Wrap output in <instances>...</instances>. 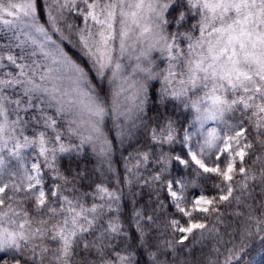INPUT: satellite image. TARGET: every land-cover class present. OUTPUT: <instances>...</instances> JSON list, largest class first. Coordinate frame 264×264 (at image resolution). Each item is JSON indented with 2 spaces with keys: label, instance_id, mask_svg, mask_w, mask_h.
<instances>
[{
  "label": "snow or ice",
  "instance_id": "obj_1",
  "mask_svg": "<svg viewBox=\"0 0 264 264\" xmlns=\"http://www.w3.org/2000/svg\"><path fill=\"white\" fill-rule=\"evenodd\" d=\"M45 10L42 22L38 0H0V264H133L117 244L127 237L120 190L93 183L85 191L86 175L60 161L90 145L112 171L106 117L123 138L120 117L139 118L154 79L163 81L161 99L179 101L198 124L195 134L184 131V155L163 151L176 141L175 121L151 132L161 151L143 184L158 185L161 209V189L175 209L167 227L179 239L166 246L174 252L193 233L203 237L204 218L219 221L220 206L234 202L247 223L222 264H236L247 255L244 240L264 232V0H51ZM65 12L81 23H68ZM154 52L166 64L159 71ZM138 156L128 172L148 163V152ZM173 161L187 173L171 175ZM135 215L139 228L144 214ZM152 260L167 264L156 253Z\"/></svg>",
  "mask_w": 264,
  "mask_h": 264
},
{
  "label": "trees",
  "instance_id": "obj_2",
  "mask_svg": "<svg viewBox=\"0 0 264 264\" xmlns=\"http://www.w3.org/2000/svg\"><path fill=\"white\" fill-rule=\"evenodd\" d=\"M48 3H51V0H38L42 22L47 19L45 4ZM65 17L68 23H81L75 13L65 12ZM195 22L196 19L194 18L187 21L189 25ZM61 27H63V24ZM56 38H59L58 34H56ZM70 38L74 40V36ZM0 42H4L2 37H0ZM64 45L66 50H69L74 57L79 58L81 61H86V58L82 56L78 47L74 48L67 41H64ZM93 80L103 92H110V85L106 79L100 81L93 73ZM159 88V82L149 84L146 108L139 115V118H134L133 130L131 129L130 134L128 133L129 135L123 141L114 136L113 127H111L110 123L109 125L106 123L108 128L111 129L109 136L111 137L110 140L113 141L111 155L112 171H108L107 163L104 159L96 155L91 149H85L80 155L64 154L60 162L64 169L71 167L76 171H82L86 175V179L79 181V184L84 185L83 190L85 191L90 190L88 185L93 183H105L110 188H118L120 190L119 216L123 224V231L127 234V237L125 239L122 233L121 236L117 237V244L120 245V248L133 254V264H153L152 253H156L158 259L166 261L167 264H209V261H213L214 259L211 244L209 242H201L193 245L192 236L183 245H175L174 252L171 248L165 249L162 246L160 247L159 242L163 238L166 239L172 233V230L167 227L170 217L166 213L174 212L175 209L170 206L168 197L162 189L159 191V199L167 207L163 209L159 207L156 194L158 185H140L130 188L125 183L123 171L125 158L132 153L158 151L160 146L152 140V129L164 125L169 119L179 123L181 114L184 112L183 106L179 103L172 100L160 99ZM172 145L176 151L181 149L176 142ZM173 165L175 166V163ZM177 173L183 176L187 173V170L177 168ZM117 180L120 181L119 184L116 183ZM201 185L209 193L214 189L210 183L204 184L201 182ZM137 211H141L144 214V219H141L145 223L144 230L139 231L136 226L135 220L137 217L135 213ZM246 215L245 210V216H236V224L244 225L247 223ZM147 216L153 217L151 223L147 222ZM174 235L175 240L179 239V234ZM255 250H257L256 246L249 248V256ZM161 252L165 254L161 255ZM241 263L238 262L236 264Z\"/></svg>",
  "mask_w": 264,
  "mask_h": 264
},
{
  "label": "rangeland",
  "instance_id": "obj_3",
  "mask_svg": "<svg viewBox=\"0 0 264 264\" xmlns=\"http://www.w3.org/2000/svg\"><path fill=\"white\" fill-rule=\"evenodd\" d=\"M65 34L67 35V33H65ZM153 58H154L156 65H157V67L154 69L155 71H159L166 66V64L163 62L162 58L160 57L159 53L154 52ZM126 63H128V62H126ZM159 64H161V65H159ZM137 78H139V77H137ZM152 82H159L160 83V88H159V93H160V90L163 86V81L159 80V79L150 80V81H148V86ZM110 91H111V86H110ZM160 99H161V95H160ZM163 100H172V99L171 98H165ZM172 101H175V102L180 104L179 101H176V100H172ZM145 108H146V104L144 106V110H145ZM183 110H184V112L181 114L179 123L175 122V126L177 128V138H176L175 142H176V144H179V147H181V149L176 151L174 149L173 145H168V144H165L162 146L163 151L170 153L171 155H184V153H186L187 145L183 141L184 131L187 130L188 132L195 134L196 129L198 127V124H193L194 112L190 109H185L184 107H183ZM114 119H115V117L110 114L108 117H106V123H108V125L110 123L111 127H113L112 130L114 132L113 133L114 136H116L120 141H123L126 138V136H128L130 134L131 129L133 130L132 125L135 123V121H134V119L132 121H128V120H125L123 117H120L119 123L124 128V135H123V138H121V136L118 134V131H117L115 124L113 123ZM211 126H212L211 122L208 125H206V127H211ZM28 134L31 135L32 133L29 132ZM197 138L198 137L196 135L193 136V140H192L193 150H195V141ZM109 139H111L110 136H109ZM65 142L68 143L67 140ZM71 143H73V144L78 143V140L73 138L71 140ZM85 149H91L92 150L90 145H85L82 148V150H80L79 152H71V153H67V154L80 155L83 153V151H85ZM160 151H161V146L159 147L158 151H156V152H151V153L148 152L150 154V158H149L148 163L146 165L141 163L140 168L138 170L133 169L132 172H128L126 169L131 168L132 165L136 164L137 160H139L138 153H132L125 158L123 171H124L125 183H126L127 187L134 188V187H137L140 185L144 186L143 180L148 179L149 176L151 174H153L156 171V169L158 168V165H156L154 163V161L156 159V156L160 153ZM140 153H143V152H140ZM185 158H187V157L185 156ZM174 163H175V166L173 165ZM177 168H183V167L179 166L176 161H173L171 168H170L171 175H175L178 177L180 176L177 173ZM128 180H131L132 183L128 184L127 183ZM48 182L52 183V178H51L50 174L48 177ZM204 189H205V191L207 190L206 188H204ZM212 192H214V193H212ZM206 194L214 195V194H216V190L213 189L211 191V193L206 191ZM168 200H169V198H168ZM238 211H245V209L240 208L234 202L232 204L221 205L220 206V213H221L220 220L218 221L216 219L215 214H211V215L205 217L204 219H206V221L208 223V230H205L204 236L201 237L199 232H195L192 235L193 245L199 244L201 242H209L211 244L210 246L212 249V254L214 256L213 261H217V264H222V261L224 259V254L226 253L228 248H231L234 244L237 247H239V245H240L241 231H242L243 227L246 226V223L244 225H237L236 224L235 219H236V216H238V215H236V213ZM113 215H115V213H113ZM135 222H136V226H137V218H136ZM139 223H140L141 227H139L138 230L139 231L141 229L144 230V227H145L144 221L140 220ZM213 228H215L216 231H213L212 230ZM262 235H264V232H261V233H255L254 232V234L251 237H247L244 240V244L248 250H249V248H251L253 246H256L257 250H255V252L251 253L250 256H249L248 251H247V255L242 256V258L238 261L239 263L242 262L241 264H250V262H251V264H264V241L260 240V236H262ZM174 236L175 235L173 232L170 233L166 239L163 238L159 242V246L160 247L162 246L163 248L167 249L168 247L166 246L165 242L166 241L175 242ZM217 249H219V252L216 251ZM238 262H236V263H238Z\"/></svg>",
  "mask_w": 264,
  "mask_h": 264
}]
</instances>
